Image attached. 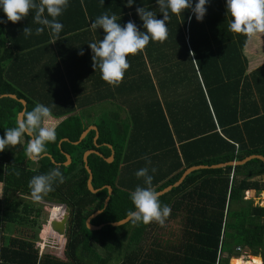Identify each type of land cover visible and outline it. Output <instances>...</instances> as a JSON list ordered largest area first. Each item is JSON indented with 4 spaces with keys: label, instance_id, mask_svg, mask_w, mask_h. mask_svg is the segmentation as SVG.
<instances>
[{
    "label": "trees",
    "instance_id": "trees-1",
    "mask_svg": "<svg viewBox=\"0 0 264 264\" xmlns=\"http://www.w3.org/2000/svg\"><path fill=\"white\" fill-rule=\"evenodd\" d=\"M83 2L88 14L94 11L88 21L82 12L84 24L107 12L120 16L122 26L131 20L145 31L137 7L153 10L157 19L163 18L157 0H134L131 7L127 0ZM196 2L192 0L193 6ZM206 7L202 21H197L191 10L180 16L170 13L168 38L162 43L150 42L143 52L130 55L131 67L119 86L100 79L92 87L96 95L77 98L79 109L107 102L126 110L123 116L112 111L94 120L84 112L75 113L72 90L66 81H52L55 92L49 96L36 95L25 88L20 51L32 49L41 40L24 41L20 46L35 32L30 36L19 34L17 23L7 21L0 9V20L5 21L0 23V95L17 97L0 99V137L6 128L15 126L16 116L23 109L18 99L26 102L25 112L39 102L51 108L53 117H64L56 127V142L47 145L50 156L37 162L27 158L30 137L0 152V254L7 264H230L232 258V264H239L237 258L242 251L260 257L264 264V205L254 202L257 197L264 198V162L259 159L189 173L180 184L159 196L161 203L172 210L164 226L136 225L131 220L111 225L134 210L129 194L131 184H140V178L133 177L141 168H149L153 186L159 192L189 166L242 160L252 155L264 157V96L252 100L249 95L250 79L256 77V81L261 73L264 75V65L247 73L243 51L249 38L229 30L231 16L226 12V0H209ZM68 33L62 31L60 36ZM104 35L101 31L99 40ZM103 87L112 90L101 95L99 89ZM251 102L256 105L253 112H249ZM91 124L97 128V146L93 130L73 144ZM89 150L101 154L87 158L92 186L98 189L95 194L87 187L88 172L82 160L83 153ZM112 151L114 158L108 162L104 157ZM65 154L71 158L68 166L63 165ZM57 167L66 177L65 182L54 185L55 191L43 199L66 207V238L60 249L46 245L40 253L36 234H27L30 226L37 231L45 226L39 222L42 203L12 197L31 196L30 179ZM152 168L157 171L152 173ZM17 171L19 177L15 175ZM105 185L111 187L110 195ZM246 193L251 195L249 199H245ZM62 209L52 207L49 219L59 218ZM101 209L90 224L104 226L88 230L86 219ZM11 225L25 227L26 233L21 230L19 235L6 234ZM128 226L132 228L127 236L123 229ZM156 233L158 236H154ZM147 234L154 238L146 250L141 245Z\"/></svg>",
    "mask_w": 264,
    "mask_h": 264
},
{
    "label": "clouds",
    "instance_id": "clouds-1",
    "mask_svg": "<svg viewBox=\"0 0 264 264\" xmlns=\"http://www.w3.org/2000/svg\"><path fill=\"white\" fill-rule=\"evenodd\" d=\"M209 0H198L193 6L192 0H157L162 19H157V12L145 7H137L136 12L143 21L141 31L133 21H128L123 26L118 22L115 13L107 12L98 16L92 23L93 29H103L105 35L98 42L89 43L93 53V68H99L101 78L112 86H119L123 82L127 70L131 67L128 57L143 52L150 42H164L169 35L168 21L170 13L180 16L186 10L195 14L197 21H202L206 15ZM104 4V0H101ZM134 0H127L131 7ZM69 6V0H0V9L13 24L20 22L31 13L33 22L39 27L35 29L36 35H41L45 29L50 30L53 37L52 43L60 39L63 24L59 17ZM226 12L230 14L229 30L233 33L243 34L252 38L264 33V0H226ZM34 14V15H33ZM5 21L0 20V23ZM30 26L23 29L24 36L32 35ZM81 54H83L81 52ZM53 114L50 107L39 102L31 111H26L17 116L15 126L6 128L0 137V152L14 148L25 142V137H30L26 144L25 155L32 160L43 159L48 155L47 145L57 140L56 128L51 124ZM147 159V157H145ZM150 164L151 161L148 160ZM156 168L151 172L155 173ZM15 175L19 177L17 171ZM135 175L143 178L145 186H136L130 195L134 210L127 212L133 224L157 223L164 226L171 214V207L162 204L159 192L153 186V176L149 168L139 169ZM66 177L60 169L53 168L45 174L35 175L29 181L31 196L40 201L55 191L54 185L63 184Z\"/></svg>",
    "mask_w": 264,
    "mask_h": 264
},
{
    "label": "crops",
    "instance_id": "crops-1",
    "mask_svg": "<svg viewBox=\"0 0 264 264\" xmlns=\"http://www.w3.org/2000/svg\"><path fill=\"white\" fill-rule=\"evenodd\" d=\"M84 0H69V6L65 10L62 16L58 19L63 24L62 31H70V33L60 36L55 43H52L53 37L50 34V30L45 29L43 34L36 35L31 38H26L21 41L20 46L24 44L22 42L38 41L32 49L24 48L20 51L22 55L20 57V74L25 75V88L32 90L36 95H52L54 94V86L52 81L63 80L69 85L71 91V100L76 107L75 113L84 112L85 116L94 120L98 118L102 113L116 111L118 113L126 114V110H121L110 103L97 104V106H91L88 111L82 109L78 105V97L85 98L93 95V86H96L95 82L101 78L99 68L94 70L92 61V51L89 47V43L99 41V33L103 29H93L91 23H86L90 20L92 13L88 14L84 6ZM91 4H94L90 1ZM82 12L86 15V21L82 15ZM34 15V14H33ZM12 23V22H11ZM13 24V23H12ZM18 27V33L23 34V29L30 26L32 32L39 25L33 22V16L30 13L28 17L24 18L16 25ZM81 27V29H79ZM47 34V36H46ZM101 35V34H100ZM25 50V51H23ZM81 52L83 54H81ZM247 58L248 66L247 73L255 70L257 67L264 65V33H260L252 38H249L246 42L243 51ZM15 75L17 72H14ZM13 74V71H12ZM256 77L251 78V87L249 88V95L251 99L253 97L260 98L264 96V75L261 73L257 80ZM72 82V83H71ZM72 84V85H71ZM111 87L100 88L101 95H108L111 91ZM253 100V99H252ZM256 109V105L251 102L249 112H253ZM62 118L53 117L51 124L56 128L62 121ZM90 126H95L91 124ZM89 127V126H88ZM2 183H0V199L2 197ZM163 235V234H162ZM155 236H158L156 233ZM258 257V256H257ZM260 258V257H259ZM248 261V260H245Z\"/></svg>",
    "mask_w": 264,
    "mask_h": 264
},
{
    "label": "water",
    "instance_id": "water-1",
    "mask_svg": "<svg viewBox=\"0 0 264 264\" xmlns=\"http://www.w3.org/2000/svg\"><path fill=\"white\" fill-rule=\"evenodd\" d=\"M4 97H9L11 99H17V97L13 94H3V95H0V99L1 98H4ZM18 101L22 104L23 106V109L21 112L18 113V115H21L22 113L25 112V107H26V102L23 100V99H18ZM95 131V136H94V139H93V142H94V145H96V140L98 138V133H97V128L95 126H89L87 127L83 132L82 134L80 135L79 139L77 142H74L73 144H78L83 138H85V136L91 131ZM66 141V139H64ZM62 140L59 142L61 143ZM109 147H111V145H108ZM99 154L101 155L99 152L97 151H94V150H89V151H85L83 153V157H82V160L84 162V166H85V169L87 170L88 172V178H87V181H86V184H87V187L89 189V191L93 194H95L98 189L94 188L92 186V172H91V169L89 168L88 164H87V158L90 154ZM47 156H50L49 154ZM65 158H66V161L63 163L64 166H68L70 163H71V158L69 155L65 154ZM114 158L113 156V151L111 152V154L108 156V157H104V159L108 162L112 161ZM253 159H259V160H262L264 162V157L261 156V155H252V156H249L245 159H242V160H232V161H228V162H223V163H216V164H211V165H205V164H198V165H192V166H189L187 167L183 173L181 174V176L172 184L164 187L163 189H161V191H159V196L167 193L170 191V189L174 186H177L178 184H180L183 179L189 174V173H192L193 171H195L196 169H200V168H207V167H211V168H216V167H225L227 165H232V166H235V165H239V164H243V163H246L247 161H251ZM33 161H38V160H33ZM104 187L107 188V191H108V195L111 194V187L109 185H105ZM20 197L22 198H30L32 200H35L32 196H29V195H24V194H20L19 195ZM36 201V200H35ZM108 201H109V196L104 200V205H103V209L107 206L108 204ZM38 202H41V203H44V204H47L48 207H49V210L54 207V206H58V207H62V213L60 215V217L58 219H49L50 217V213H49V210H48V222H47V225L49 227V236H55L57 239H58V243L59 245L61 244V241L63 240V238L65 237V233H66V229H67V223H68V212L64 211V208L65 206L62 205V204H58V203H53V202H49L47 201L46 199H42ZM103 209L101 210H97L95 211L94 213H92L85 221V224H86V227L88 228V230L90 231H97L99 229H101L104 224H101V225H98V226H95V225H92L90 224V221L92 219H94L96 216H98L99 214H101V212L103 211ZM128 221H130V219L128 218V216L122 218L121 220L119 221H116L114 223H111L112 226L116 227V226H120L124 223H127ZM47 245V244H46ZM58 249H60L59 247H56Z\"/></svg>",
    "mask_w": 264,
    "mask_h": 264
},
{
    "label": "rangeland",
    "instance_id": "rangeland-1",
    "mask_svg": "<svg viewBox=\"0 0 264 264\" xmlns=\"http://www.w3.org/2000/svg\"><path fill=\"white\" fill-rule=\"evenodd\" d=\"M37 100V99H36ZM37 101H40V100H37ZM97 106V104H95V103H93V105H91V106ZM91 106H89V107H87V109H86V111H88V110H90V109H96V108H91ZM17 116H18V114H17ZM17 116H16V119H17ZM32 167H35V165H33L32 164ZM135 177H133V179L134 178H137V176L136 175H134ZM124 179H129V177L127 176V175H124V176H122ZM132 178H130V180H131ZM131 182H133V181H131ZM144 183H143V178H140V184H139V186H141V185H143ZM132 185V187H131V189H132V191H134V189L136 188V186H138V183H133V184H131ZM127 186V185H126ZM251 197V195L249 194V193H246V198L245 199H249ZM19 198H20V200L22 201V202H27V203H32V201H30V200H24V199H22L21 197H19V196H13L12 197V199H14V200H19ZM254 202H255V205H257V204H260V206H263L264 205V198H263V196H261V197H257V198H255L254 199ZM41 208V210H42V218L40 219L41 221H39L41 224L43 223H45V226H47L46 227V229L44 230V225L42 226V228L39 230V231H37V229L36 228H33V227H31L30 226V228H29V230H31L30 231V233L29 234H27V235H31V234H36V237H38V239H39V241H37V245L39 246V248H40V253H42V252H44L43 250H44V247L46 246V244L48 245V247H50V248H53V247H62L63 246V244H64V242H65V238H66V235H65V237L63 238V240L61 241V244L59 245V241H58V239L55 237V236H49V232H48V230H49V227H48V225H47V222H48V210H46L47 208H48V206H46V205H44V204H40L39 205ZM51 210V209H50ZM49 210V211H50ZM64 211H66L67 212V209H66V207L64 208ZM58 219V218H57ZM131 228H132V226H128V227H126V228H124L123 229V233L124 232H127V233H124V234H127V236H128V234H130V232H131ZM26 228L24 227V229L23 228H21V227H19V226H16V225H11L10 226V228H9V230H5V233L6 234H15V235H19V232L21 231V230H24L25 232L24 233H26V230H25ZM124 236V235H123ZM155 236V235H154ZM154 236L152 237V235H149V234H147L146 236H145V238H144V240L142 241V247L143 248H145L146 250L148 249V247H150L151 246V242L153 241L152 239L154 238ZM41 238V239H40ZM46 252V251H45ZM131 253V251H129V254ZM251 257V253L249 252V251H245V252H241V254H240V256L237 258L238 260H239V264H243V262H245V260H248L249 258ZM233 259V258H232ZM232 259H231V261H230V264H232ZM260 259V258H259ZM247 262V264H248V261H246Z\"/></svg>",
    "mask_w": 264,
    "mask_h": 264
},
{
    "label": "bare ground",
    "instance_id": "bare-ground-1",
    "mask_svg": "<svg viewBox=\"0 0 264 264\" xmlns=\"http://www.w3.org/2000/svg\"><path fill=\"white\" fill-rule=\"evenodd\" d=\"M248 264H262L261 260L257 256H251L248 259Z\"/></svg>",
    "mask_w": 264,
    "mask_h": 264
},
{
    "label": "built area",
    "instance_id": "built-area-1",
    "mask_svg": "<svg viewBox=\"0 0 264 264\" xmlns=\"http://www.w3.org/2000/svg\"><path fill=\"white\" fill-rule=\"evenodd\" d=\"M0 264H7L1 257V254H0Z\"/></svg>",
    "mask_w": 264,
    "mask_h": 264
},
{
    "label": "flooded vegetation",
    "instance_id": "flooded-vegetation-1",
    "mask_svg": "<svg viewBox=\"0 0 264 264\" xmlns=\"http://www.w3.org/2000/svg\"><path fill=\"white\" fill-rule=\"evenodd\" d=\"M39 160H40V159H39ZM39 160H38V161H39ZM35 162H37V161H35ZM23 199H25V198H23ZM27 199H30V198H27ZM34 201H35V200H34ZM40 203H41V202H40ZM42 204H44V203H42ZM45 205H47V204H45ZM49 212H50V211H49ZM44 249H45V247H44Z\"/></svg>",
    "mask_w": 264,
    "mask_h": 264
}]
</instances>
